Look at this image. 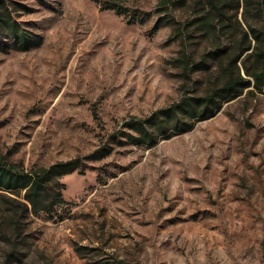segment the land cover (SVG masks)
Returning <instances> with one entry per match:
<instances>
[{"label":"rangeland","instance_id":"374dc122","mask_svg":"<svg viewBox=\"0 0 264 264\" xmlns=\"http://www.w3.org/2000/svg\"><path fill=\"white\" fill-rule=\"evenodd\" d=\"M9 1L32 46L0 36V149L27 170L80 158L86 171L60 179L52 214L0 190V264H264V92L152 146L127 127L221 86L217 65L184 64L209 51L179 35L206 1L164 13V0H120L128 17L95 0Z\"/></svg>","mask_w":264,"mask_h":264},{"label":"trees","instance_id":"16d2710c","mask_svg":"<svg viewBox=\"0 0 264 264\" xmlns=\"http://www.w3.org/2000/svg\"><path fill=\"white\" fill-rule=\"evenodd\" d=\"M95 1L104 10H113L128 17L127 9L120 0ZM205 1L207 10L198 11L194 18L184 22L179 35L187 40L193 38L192 33H198L206 38L209 51L198 63L192 54H184V64L185 69L194 73L217 65L221 71V86L204 96L183 98L149 118L135 119L128 123L127 127L135 130L134 134H130L132 143L155 145L159 133L167 137L190 131L196 120L214 116L224 103L246 91L249 95L264 92V0ZM163 4L161 8L164 13L178 7L175 0H164ZM23 8L24 4L0 0V36L6 34L15 40L19 50L26 51L32 46V33L15 16ZM241 9L242 21L238 16ZM231 10H234L236 17L235 26L228 22ZM129 23H133V20H129ZM171 128L174 130L171 131ZM112 151V147L105 145L94 152L90 159L100 161ZM85 171L84 162L80 158L27 170L22 163L11 161L9 155L0 149V190H9L18 195L26 190L23 198L27 203L24 202V205L34 214L41 211L54 213L57 207L66 202L63 193L66 186L60 179L75 172L84 174ZM53 191V197L45 198Z\"/></svg>","mask_w":264,"mask_h":264}]
</instances>
